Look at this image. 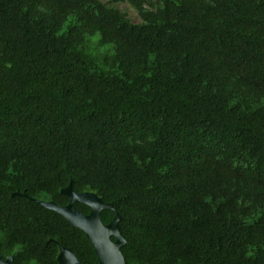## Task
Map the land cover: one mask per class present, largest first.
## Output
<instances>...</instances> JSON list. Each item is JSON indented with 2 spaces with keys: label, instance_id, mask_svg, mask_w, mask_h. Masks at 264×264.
Returning <instances> with one entry per match:
<instances>
[{
  "label": "trees",
  "instance_id": "obj_1",
  "mask_svg": "<svg viewBox=\"0 0 264 264\" xmlns=\"http://www.w3.org/2000/svg\"><path fill=\"white\" fill-rule=\"evenodd\" d=\"M122 1L141 23L102 0H0V234L41 264L52 237L99 264L32 200L66 206L73 182L114 203L126 264H264V0Z\"/></svg>",
  "mask_w": 264,
  "mask_h": 264
},
{
  "label": "water",
  "instance_id": "obj_2",
  "mask_svg": "<svg viewBox=\"0 0 264 264\" xmlns=\"http://www.w3.org/2000/svg\"><path fill=\"white\" fill-rule=\"evenodd\" d=\"M62 193L69 197L70 202L66 206H61L54 201H45L42 199L32 198L42 206L58 212L73 227L82 229L87 237L91 240L96 253L99 257L100 264H126L122 247L126 239L120 228L121 215L115 209L114 203H107L94 191L79 193L73 189V182L62 190ZM14 195H21L20 192ZM28 197L26 193L23 194ZM77 203H83L90 207V213H83L77 206ZM113 210L115 217L109 224L102 220L101 213L103 210ZM115 237V240L112 238ZM74 256V253L67 247L61 248L59 260L64 263L65 256Z\"/></svg>",
  "mask_w": 264,
  "mask_h": 264
},
{
  "label": "flooded vegetation",
  "instance_id": "obj_3",
  "mask_svg": "<svg viewBox=\"0 0 264 264\" xmlns=\"http://www.w3.org/2000/svg\"><path fill=\"white\" fill-rule=\"evenodd\" d=\"M48 201V200H45ZM115 240V237L112 238ZM52 240L56 242L57 249L59 252L56 256L57 264H62L59 260L62 246L56 237H52ZM70 249V248H69ZM71 250V249H70ZM72 251V250H71ZM73 252V251H72ZM74 253V256H65V264H81L80 258ZM99 258V257H98ZM0 264H41L39 261L27 257L23 250V245L12 242L8 237L0 234ZM100 264V261H99Z\"/></svg>",
  "mask_w": 264,
  "mask_h": 264
},
{
  "label": "rangeland",
  "instance_id": "obj_4",
  "mask_svg": "<svg viewBox=\"0 0 264 264\" xmlns=\"http://www.w3.org/2000/svg\"><path fill=\"white\" fill-rule=\"evenodd\" d=\"M102 1L106 3H110L112 5H116L119 9H121L124 13H126L132 21L136 23H141L143 21L138 10L129 1H122V0H119V1L102 0ZM150 1L151 3L146 5L147 8H153V6L157 4L156 0H150ZM91 38H92L93 43H95L98 40V36L96 35L91 36ZM110 46L112 45L106 46L105 48L102 49V51H104L105 49L111 48ZM101 66L103 68H106L103 60L101 61Z\"/></svg>",
  "mask_w": 264,
  "mask_h": 264
}]
</instances>
